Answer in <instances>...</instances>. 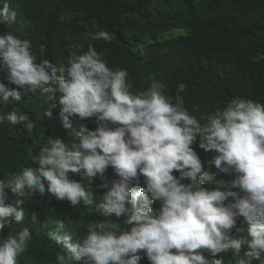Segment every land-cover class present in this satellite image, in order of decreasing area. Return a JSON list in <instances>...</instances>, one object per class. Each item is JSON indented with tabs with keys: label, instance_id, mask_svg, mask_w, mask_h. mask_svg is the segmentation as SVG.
I'll return each mask as SVG.
<instances>
[{
	"label": "clouds",
	"instance_id": "obj_1",
	"mask_svg": "<svg viewBox=\"0 0 264 264\" xmlns=\"http://www.w3.org/2000/svg\"><path fill=\"white\" fill-rule=\"evenodd\" d=\"M2 5L0 24H14L17 12L8 0ZM172 23L170 30L183 32L180 16ZM230 25L222 19L209 22L204 14L194 20L191 36L205 43L209 31L222 37ZM93 39L111 43L114 36L99 31ZM145 47L150 59L168 50L156 43ZM239 49L252 67L251 52ZM204 52H209L205 46ZM127 80L126 69H111L91 45L82 53L72 52L67 65L57 66L48 59L37 62L30 40L0 34V105L10 98L20 101L18 89L55 92L65 128L74 119L94 118L97 123L95 130L81 128L76 140L49 139L32 157L33 166L0 179V264H19L28 250L29 228L2 234L24 220V202L33 195H50L74 207L94 206L105 218L81 225L85 232L79 238L59 228L47 232L76 264H139L145 256L150 264H224L219 254H239L244 246L248 251L240 264H264V103L237 97L198 118L184 106L180 94L185 83L177 85L173 99L160 81L153 79L136 94ZM45 114L51 116V109ZM3 119L22 124L28 117L13 109L0 115ZM197 141L200 149L215 153L209 166L234 175L230 186L217 180V173L205 171L193 147ZM109 168L117 178L106 175ZM98 189L103 190L99 198ZM156 202L159 208L152 206ZM123 216L127 228L113 218ZM240 218L249 225L250 239L233 233ZM31 219L38 222L36 215ZM56 261L68 264L64 255Z\"/></svg>",
	"mask_w": 264,
	"mask_h": 264
},
{
	"label": "trees",
	"instance_id": "obj_2",
	"mask_svg": "<svg viewBox=\"0 0 264 264\" xmlns=\"http://www.w3.org/2000/svg\"><path fill=\"white\" fill-rule=\"evenodd\" d=\"M2 3L0 0V7ZM8 3L17 12V20L12 25L0 24V34L12 32L30 40L37 62L48 59L57 66L67 65L72 52L82 53L91 45L111 69L127 70V82L133 93L145 91L155 79L167 86L166 94L174 99L177 85L185 83V91L180 94L184 106L198 118L222 110L237 97L264 103V51L259 50L264 46V0H8ZM204 14L209 22L222 19L231 23L229 31L225 30L222 37L209 31V41L205 43L191 36L194 20ZM174 16L181 17L182 33L175 28L170 30ZM99 31L113 35L112 42L93 39ZM170 33L172 40H167ZM146 42L166 46L167 54L150 59ZM204 46L209 50L207 54ZM239 48L251 52L252 67L245 64ZM4 82L8 84L6 78ZM9 86L15 88V85ZM18 90L21 100L10 98L9 104L0 105V115L15 109L28 119L22 124L0 120V179L19 172L22 167L33 166L32 157L49 139L76 140L81 128L95 130L97 127L95 119L89 118L71 120V128H65L56 102L58 93ZM46 109H51V116L45 114ZM27 123L34 127L28 129ZM193 147L204 162L205 171L217 173V180L230 186L234 175L219 173L214 165L207 164L215 153L200 149L198 141ZM106 175L110 179L117 178L111 168ZM72 178L81 179L77 174ZM140 186H144L143 177ZM102 191L97 190V198ZM10 198L15 199L11 194ZM152 206L159 208V202ZM23 207L24 220L19 224L13 222L2 234L6 237L9 232L15 234L29 228L32 239L28 250L18 258L19 264H57L58 255H64L68 264H76L69 259L66 249L47 237V232L59 228L79 238L85 232L81 225L105 219L94 206L74 207L69 201L50 195L30 196ZM32 215H36L38 222L32 221ZM113 218L128 227L127 216ZM248 228V223L240 218L233 233L250 239ZM246 251L247 246H244L239 254L221 253L217 258L223 259L224 264H240L246 259ZM139 264L150 262L145 256ZM253 264H261V261L253 260Z\"/></svg>",
	"mask_w": 264,
	"mask_h": 264
},
{
	"label": "bare ground",
	"instance_id": "obj_3",
	"mask_svg": "<svg viewBox=\"0 0 264 264\" xmlns=\"http://www.w3.org/2000/svg\"><path fill=\"white\" fill-rule=\"evenodd\" d=\"M129 3H130V1H129ZM127 4H128V3H127ZM130 5H131V4H130ZM130 5H127L128 8H129ZM150 6H151V5H150ZM131 7H132V5H131ZM184 34H185V33H184ZM167 37H168V36H167ZM169 37H170V36H169ZM182 38H183V36H182ZM242 38H243V37H242ZM216 83H218V82H216ZM219 84H220V83H218L217 85L219 86ZM222 84H223V83H222ZM222 84H221V86H222ZM216 87H217V86H216ZM216 87H214V88L216 89ZM217 88H218V87H217ZM220 89H221V87H220ZM224 89H225V88H224ZM224 89L222 88V90H224ZM216 90H217V89H216ZM240 90H241V89H240ZM220 91H221V90H220ZM220 91H219V92H220ZM235 91H236V90H235ZM238 91H239V90H238ZM137 92H138V91H137ZM223 92H224V91H223ZM239 92H240V91H239ZM221 93H222V92H221ZM220 108H221V107H220ZM219 110H221V109H219ZM229 184H230V183H229Z\"/></svg>",
	"mask_w": 264,
	"mask_h": 264
}]
</instances>
